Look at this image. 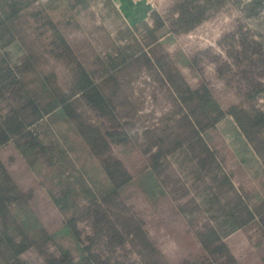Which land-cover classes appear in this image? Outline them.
I'll return each mask as SVG.
<instances>
[{"label":"trees","instance_id":"obj_1","mask_svg":"<svg viewBox=\"0 0 264 264\" xmlns=\"http://www.w3.org/2000/svg\"><path fill=\"white\" fill-rule=\"evenodd\" d=\"M83 1L56 20L51 9L61 0H0V149L13 144L60 215L47 225L44 198L23 189L0 157V264H28L27 252L41 264H171L128 204L135 195L176 239L177 264H238L227 235L243 230L264 242V0H172L150 14L136 44L114 41L93 54L69 37L82 29ZM231 7L238 13L219 51L165 50ZM206 64L236 95L226 108ZM180 66L199 81L191 84ZM143 68L168 84L172 104L136 129L130 121L142 102L124 111L120 92L124 85L134 94ZM222 140L254 195L234 183L216 146ZM113 145L137 152L142 165L128 168ZM185 162L186 178L174 164Z\"/></svg>","mask_w":264,"mask_h":264},{"label":"rangeland","instance_id":"obj_2","mask_svg":"<svg viewBox=\"0 0 264 264\" xmlns=\"http://www.w3.org/2000/svg\"><path fill=\"white\" fill-rule=\"evenodd\" d=\"M46 1V0H39ZM76 0H61V3L51 9V13L56 20L63 18L68 14V8ZM157 5V11L161 12L162 9L170 3L172 0H155ZM88 5H85L84 3ZM78 16L81 19L82 29L78 31H72L69 34L71 39H78L76 42L77 47H81L82 50L88 49V46H92L94 49L88 51L94 52H106L107 47H111L115 41L117 44H121V37L119 31H116L115 24L119 20V14H115L110 3L107 0H85L78 3ZM93 12V13H92ZM238 11L235 7H231L227 11L219 13L214 18L205 21L195 30L176 35L171 42H166L164 47L172 57H175L176 53L183 50L187 54L191 55L197 49L211 46L219 51L217 46V39L222 32L232 27L233 18L237 15ZM120 21V20H119ZM120 28L124 27V24L118 25ZM251 26H253L251 24ZM115 29V32L113 30ZM72 40V41H74ZM96 48V51H95ZM88 61L91 59L87 58ZM178 62V61H177ZM47 69L54 68L56 72L63 79L65 70L60 66L54 64H48L45 66ZM90 68H94L91 66ZM181 71L184 74L186 80L191 84H195L199 81L198 76L194 75L186 67L180 66ZM204 76L215 87V94L219 97L222 105L226 108L230 103L237 100L233 89L225 87L224 82L220 80L213 69L211 64L204 66ZM135 92L131 94V89L124 85L121 86V97L127 100V105L123 104L122 110H126L133 107L138 108L140 102L142 106L137 110L135 116L130 122L133 123L134 128L143 129L151 124H155L158 118L162 115L164 110L171 107V97L169 86L166 82L151 76L144 68L139 71L133 82L131 83ZM127 119H123L125 122ZM131 123V124H132ZM218 141V140H217ZM226 140L216 142V146L220 150V156L225 160L224 164L227 168L235 170L233 176L236 186H245L250 195L255 194V183L252 182L241 169L238 168L234 162L233 154L231 153V145L226 144ZM114 152L124 161L126 166L131 170H134L141 166V157L137 152L131 149H125L120 145H113ZM0 157L5 163L6 167L10 170L14 176L16 182L25 190L32 189L40 193L43 197L44 210L42 220L46 222L50 227L56 226L60 223V215L58 212L45 205L47 202L45 190L40 186L37 176L34 173L28 171L26 166L21 163V159L18 156L13 144L9 143L5 147L0 149ZM181 158V156H180ZM176 156L172 157L175 162ZM180 172H188L189 164L185 162L183 166L174 163ZM128 204L131 206L132 211L144 221L145 228L148 230L152 240L156 246L163 252L166 259L171 264H177L180 260L178 253V245L176 239L173 238L163 227H161L157 221V218L151 212L150 207L146 204L145 199L140 195L132 196L128 199ZM202 216V214H201ZM260 238H256L251 241L248 237V233L243 230H236L224 238V241L228 245L230 251L236 258L238 264H264V242L257 245ZM24 258L28 261V264H41L40 258L34 252H27L24 254Z\"/></svg>","mask_w":264,"mask_h":264},{"label":"crops","instance_id":"obj_3","mask_svg":"<svg viewBox=\"0 0 264 264\" xmlns=\"http://www.w3.org/2000/svg\"><path fill=\"white\" fill-rule=\"evenodd\" d=\"M110 3L114 11L119 14V20L115 24L116 31H119L120 24H124V27L120 29L119 34L121 37V44L125 42L127 45L136 44L140 38V31L145 24H151L149 19L150 14L148 8L142 2L134 3L131 0H107ZM114 29V28H113ZM115 29L113 32H115ZM123 36V38H122ZM129 51V50H127Z\"/></svg>","mask_w":264,"mask_h":264},{"label":"built area","instance_id":"obj_4","mask_svg":"<svg viewBox=\"0 0 264 264\" xmlns=\"http://www.w3.org/2000/svg\"><path fill=\"white\" fill-rule=\"evenodd\" d=\"M134 3L142 2L148 8V13L151 14L152 12L157 11V5L155 0H131Z\"/></svg>","mask_w":264,"mask_h":264}]
</instances>
